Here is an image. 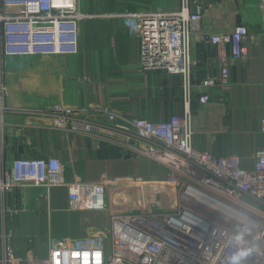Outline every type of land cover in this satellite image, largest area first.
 <instances>
[{
  "label": "built area",
  "instance_id": "1",
  "mask_svg": "<svg viewBox=\"0 0 264 264\" xmlns=\"http://www.w3.org/2000/svg\"><path fill=\"white\" fill-rule=\"evenodd\" d=\"M194 2L180 0L178 8L168 11L111 15L139 39L141 69L182 77L181 114L152 122L102 107V123L86 119L79 108L51 107L56 127L108 134L131 155L166 168V179L65 181L62 164L53 156L19 158L9 169L0 165L1 196L13 188L64 186L71 210L106 209L116 199L107 230L52 240L41 259L17 256L11 243L14 233L4 226L0 264H231L238 230H249L246 239L254 246L245 264H264V208H259L264 207V116L259 122L262 145L252 156V168L244 169L236 155L214 156L193 147L189 108L194 91L199 92V104H206L208 90L228 87L230 66L247 60L249 33L242 24L231 32L202 33L203 12L192 9ZM95 16L82 9L81 0H0V66L6 57L77 54L80 27ZM192 36L219 48L218 74L198 83L191 80ZM1 77L0 70V107L7 91ZM7 210L10 216L18 212Z\"/></svg>",
  "mask_w": 264,
  "mask_h": 264
},
{
  "label": "crops",
  "instance_id": "2",
  "mask_svg": "<svg viewBox=\"0 0 264 264\" xmlns=\"http://www.w3.org/2000/svg\"><path fill=\"white\" fill-rule=\"evenodd\" d=\"M132 3L123 2L116 14L168 11L178 8L180 0H148L142 8ZM198 7L203 12L202 33L231 32L242 24L249 34L247 60L230 66L228 87L208 90L206 104H199V92H193L189 104L192 145L214 156L236 155L244 169H251L252 156L262 145L264 0H195L192 9ZM90 14L96 16L80 27L77 54L3 58L1 79L7 91L0 107V165L9 169L19 158L53 156L62 164L65 181L165 180L166 168L148 157L131 155L116 138L53 123L54 105L79 108L86 119L102 123L106 121L102 107L152 122L184 110L182 77L141 69L139 39L121 19ZM102 20L116 26H99ZM194 37L191 80L198 83L218 74L219 48ZM109 202L113 205L106 209L71 210L64 186L13 188L0 194V209L5 210L0 213V231L4 226L12 229L17 256L45 258L52 240L107 230L116 212V199ZM7 209L18 212L10 216Z\"/></svg>",
  "mask_w": 264,
  "mask_h": 264
},
{
  "label": "clouds",
  "instance_id": "3",
  "mask_svg": "<svg viewBox=\"0 0 264 264\" xmlns=\"http://www.w3.org/2000/svg\"><path fill=\"white\" fill-rule=\"evenodd\" d=\"M249 234L248 231L238 230L233 236L234 244L236 245L235 250L231 255V264H245L246 258L254 250L253 242L247 240L246 237Z\"/></svg>",
  "mask_w": 264,
  "mask_h": 264
},
{
  "label": "rangeland",
  "instance_id": "4",
  "mask_svg": "<svg viewBox=\"0 0 264 264\" xmlns=\"http://www.w3.org/2000/svg\"><path fill=\"white\" fill-rule=\"evenodd\" d=\"M108 0H81V7L83 10H91V11H95L98 14L102 15L101 17L105 19H114V17L112 18L111 15L116 14V7L113 8H108L107 6ZM102 18V19H103ZM104 20L102 21H98L97 24H99V26H116V22L115 23H109V22H105ZM84 26V25H83ZM131 181H126L124 183L128 184ZM257 206V205H256ZM260 209H263V206L259 207Z\"/></svg>",
  "mask_w": 264,
  "mask_h": 264
},
{
  "label": "trees",
  "instance_id": "5",
  "mask_svg": "<svg viewBox=\"0 0 264 264\" xmlns=\"http://www.w3.org/2000/svg\"><path fill=\"white\" fill-rule=\"evenodd\" d=\"M127 0H108V3H107V6L108 8H113V7H116V9H119L121 6H122V3L125 2ZM133 3L132 5H134L133 7H143L147 4L148 0H131ZM131 5V7H132ZM85 11V10H84ZM85 12H88V13H97L95 11H89V10H86ZM83 24V23H82ZM82 26V25H81Z\"/></svg>",
  "mask_w": 264,
  "mask_h": 264
}]
</instances>
